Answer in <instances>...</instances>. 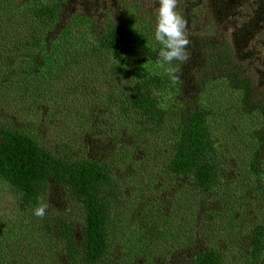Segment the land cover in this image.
I'll use <instances>...</instances> for the list:
<instances>
[{
	"label": "trees",
	"instance_id": "trees-1",
	"mask_svg": "<svg viewBox=\"0 0 264 264\" xmlns=\"http://www.w3.org/2000/svg\"><path fill=\"white\" fill-rule=\"evenodd\" d=\"M171 1L0 0L4 101L40 104L50 123L49 112L58 116L61 110L55 96L64 93L72 101L61 110L63 122L73 116L79 130L87 129L84 118L97 100L106 109L94 125L106 122L116 130L107 133H121L120 153L134 163L132 173L119 176L106 159L88 149L78 152L65 134L58 149H49L37 136L0 120V183L17 204L13 215L0 219L1 264H22V258L50 264L45 255L54 241L66 254L63 264L100 263L116 221L136 214V192L146 200L133 226L142 239L137 251L154 256L162 237L178 241L183 229L189 233L186 244H198L189 264H226L230 251L220 239L241 220L227 169L261 205L260 218L241 243L249 250L231 256L264 264V60L257 49L244 51L243 59L235 51L253 42L247 33L256 35L261 48L264 28L253 20L226 30L234 22L224 17L231 15L225 5L175 18L168 13ZM248 1L264 11L262 0ZM216 81L239 92V113L252 117V148L241 163L230 155L231 145L205 104L207 87ZM135 151L143 152L141 159L132 160ZM153 160L161 163L157 171L142 173ZM179 179L186 184L157 199ZM53 189L65 195L68 206H53Z\"/></svg>",
	"mask_w": 264,
	"mask_h": 264
},
{
	"label": "rangeland",
	"instance_id": "rangeland-1",
	"mask_svg": "<svg viewBox=\"0 0 264 264\" xmlns=\"http://www.w3.org/2000/svg\"><path fill=\"white\" fill-rule=\"evenodd\" d=\"M172 6L169 8L168 13L175 18L179 15H183L184 18L191 17L200 12H206L210 9L212 12L216 8H220V5H225L227 10L231 15L225 14L224 17H232L234 22L233 26L227 27L226 30L233 32L237 28L242 27L244 21L251 22L255 20L257 25L261 29L264 28V11L260 10L259 5H250L248 0H172ZM170 2V3H171ZM229 4V5H228ZM264 5V0H262ZM228 5V6H227ZM262 11V12H261ZM261 12V14H260ZM184 18H181L182 20ZM159 34V32H158ZM253 39V42L242 43L236 48L237 55L243 59L247 57L244 51H255L259 53V58L264 60V37H261L263 45L261 48L256 46V35L252 33H247L248 36ZM153 39L157 42L159 35L154 34ZM246 39V37H245ZM256 41V42H255ZM159 42V41H158ZM260 43V42H259ZM263 51V53H261ZM240 94L237 92L231 93L228 91L226 84L224 82H212L207 87V93H205V104L208 106L211 117L213 118V123L217 130L220 131L225 136V139L231 145L230 155L234 156L235 161L241 163L243 159L247 156L252 148V140L247 134V129L251 124V116H246L240 114L237 105H239ZM5 95L0 93V120L12 122L14 125L23 129L25 132L31 133L38 137V141L44 144L49 149H58V140H62L60 134H65L72 146L79 152L82 150H87L95 157L99 159H106L112 166H115L116 171L119 176L124 174L132 173L131 166L134 163L125 161L124 156L120 153L119 147H121L120 141L123 138L120 135H115L116 132L114 127L106 122H99L94 125L95 118L99 113H105V106L98 104L97 100L92 99L90 104V109L93 114L88 111L87 116L84 118V122L88 125L77 130L75 126V120L72 118L67 119L63 122L62 118V108L71 102V99L64 93H58L55 98L58 99V107L60 110V115L56 116L52 112H49L51 117L50 123H48V118H45L47 108H43L42 105H24L21 102L14 101L10 98L8 101H4ZM73 106L81 105L76 102ZM88 110V109H87ZM102 116V115H100ZM103 118V117H102ZM103 120V119H102ZM59 121L61 126H59ZM63 127V128H62ZM113 128V129H112ZM62 129V132L60 131ZM86 131V133H85ZM60 144V143H59ZM143 152L135 151L131 158L132 160H138L142 158ZM150 166H145V171L142 173L149 174L150 168L156 172V166H160V162L153 160ZM139 163H136L138 165ZM225 180L231 183L228 187H232L237 192V197L235 200V205L239 212L235 213L236 218H241V220L233 227H230L226 232L223 233L220 241L229 248L230 254L226 257V264H243V257L236 255V260L231 256V252H238L242 250L245 254L249 248L245 249V246L241 247L242 240L247 236L248 229L252 226V222L255 218H260L261 205H258V201L253 196L250 191H242L243 188L239 183L235 181V172L227 169L225 170ZM154 183H158L159 176H154ZM140 180L143 181L142 178ZM233 180V181H231ZM186 182L183 179L175 180L174 184H169L163 192H160L157 199L169 198L172 193L178 191V189L185 185ZM241 191V192H240ZM52 200L51 203L55 207L63 209L65 206L69 205L66 197L63 193L58 192L53 189L51 191ZM140 194L136 192V197L133 199L134 215H126L121 218V220L116 221L117 231L113 236L112 243L109 244L108 252L106 253L104 259L98 264H189L192 260L193 255L197 251L198 244L190 245L186 244V240L189 233L182 229L180 240H175L173 238H161L156 244L158 250L153 251L154 256H146V253L137 251V244L141 238H137L133 226L137 225L136 215H138L139 206L141 208ZM146 201V200H143ZM17 208L16 201L11 193L3 184L0 183V219L5 216H11ZM224 225L226 221L221 220ZM131 237V240H130ZM44 241L43 238H40ZM133 239L136 240V244L133 245ZM143 242V241H142ZM144 244V242H143ZM37 246L32 248L20 246L21 250H34ZM232 247V248H231ZM239 247H241L239 249ZM41 252L44 251L39 248ZM45 256H48V260L51 261L50 264H63L66 260V254L64 249L59 242H53L51 250ZM28 257H31L28 255ZM22 258V257H21ZM30 258H22V264H46L45 261L40 262L39 260L33 263L29 261ZM245 259V258H244ZM28 261V263H27ZM1 264V262H0ZM259 264H263L260 262Z\"/></svg>",
	"mask_w": 264,
	"mask_h": 264
}]
</instances>
